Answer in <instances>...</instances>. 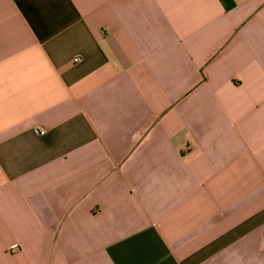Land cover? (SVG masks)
Listing matches in <instances>:
<instances>
[{
	"label": "crops",
	"instance_id": "obj_1",
	"mask_svg": "<svg viewBox=\"0 0 264 264\" xmlns=\"http://www.w3.org/2000/svg\"><path fill=\"white\" fill-rule=\"evenodd\" d=\"M0 264H264V0H0Z\"/></svg>",
	"mask_w": 264,
	"mask_h": 264
},
{
	"label": "built area",
	"instance_id": "obj_2",
	"mask_svg": "<svg viewBox=\"0 0 264 264\" xmlns=\"http://www.w3.org/2000/svg\"><path fill=\"white\" fill-rule=\"evenodd\" d=\"M79 60V58H74V62H77ZM36 133H38V134H42L43 133V131L41 130V129H37L36 130ZM17 248V246L16 245H13V246H11V249H16Z\"/></svg>",
	"mask_w": 264,
	"mask_h": 264
}]
</instances>
